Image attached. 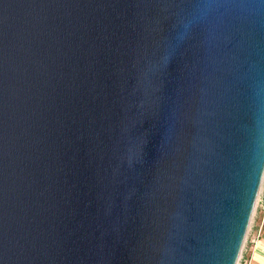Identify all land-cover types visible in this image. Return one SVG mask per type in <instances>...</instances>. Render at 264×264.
<instances>
[{
	"label": "water",
	"instance_id": "water-1",
	"mask_svg": "<svg viewBox=\"0 0 264 264\" xmlns=\"http://www.w3.org/2000/svg\"><path fill=\"white\" fill-rule=\"evenodd\" d=\"M264 177V0H0V264H237Z\"/></svg>",
	"mask_w": 264,
	"mask_h": 264
},
{
	"label": "crops",
	"instance_id": "crops-1",
	"mask_svg": "<svg viewBox=\"0 0 264 264\" xmlns=\"http://www.w3.org/2000/svg\"><path fill=\"white\" fill-rule=\"evenodd\" d=\"M260 223L261 215L257 213L254 216L249 232V239L259 236L257 245H253L250 241H247L243 252V257L249 259L251 264H264V224L259 233Z\"/></svg>",
	"mask_w": 264,
	"mask_h": 264
},
{
	"label": "built area",
	"instance_id": "built-area-1",
	"mask_svg": "<svg viewBox=\"0 0 264 264\" xmlns=\"http://www.w3.org/2000/svg\"><path fill=\"white\" fill-rule=\"evenodd\" d=\"M255 210L257 211V213H259L261 215V223H260V228H259V233H260L262 226L264 224V194H261L258 196L257 201H256ZM257 213H255V214H257ZM252 222L253 221H251V225H252ZM251 225H250V228H251ZM249 231H250V229H249ZM258 239H259V236L254 237L252 239H249V237H247V240L245 242L250 241L253 245H257ZM243 252H244V247L242 249V253L238 259L237 264H251V261L249 259H246L243 257Z\"/></svg>",
	"mask_w": 264,
	"mask_h": 264
},
{
	"label": "rangeland",
	"instance_id": "rangeland-1",
	"mask_svg": "<svg viewBox=\"0 0 264 264\" xmlns=\"http://www.w3.org/2000/svg\"><path fill=\"white\" fill-rule=\"evenodd\" d=\"M261 194H264V177H263V181H262V186H261V189H260V193H259V195H261ZM258 195V196H259ZM256 206V205H255ZM257 210V209H256ZM255 210V208H254V212H253V216H255L256 214L255 213H257V211ZM252 216V220L251 221H253V219H254V217ZM250 225H251V223H250ZM249 229H250V227H249ZM249 229H248V232H247V235H246V239H245V241L247 240V237H249ZM247 245V242H244V249H245V246Z\"/></svg>",
	"mask_w": 264,
	"mask_h": 264
}]
</instances>
